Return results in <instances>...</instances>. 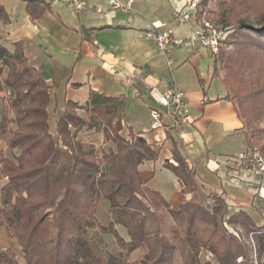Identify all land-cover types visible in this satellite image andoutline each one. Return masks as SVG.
Masks as SVG:
<instances>
[{
  "label": "trees",
  "instance_id": "16d2710c",
  "mask_svg": "<svg viewBox=\"0 0 264 264\" xmlns=\"http://www.w3.org/2000/svg\"><path fill=\"white\" fill-rule=\"evenodd\" d=\"M22 1L32 21L50 8L49 0ZM0 21L8 23L2 6ZM239 26L230 36L231 40L241 38L236 54L225 56L222 62L225 76L218 71L219 57H223L219 52L213 56L212 77H221L224 100L238 99L236 111L246 147L264 153V129L255 127L264 113V100L257 110L252 108L255 96L247 103V98L238 95L240 76L246 70L250 69L253 80L258 75L257 85L263 77L264 66L253 68V60H264V21L259 27L246 22ZM14 48L11 53L0 44V93L7 94L0 135L7 148L16 152L12 160L0 152V179L5 180L0 187V229L20 248L24 264H174L176 260L179 264H211L200 259L201 249L210 252L216 264H253L250 247L228 229L236 226L253 232L255 258L258 264L264 263L263 227L242 211L223 219L225 204L216 193L209 194L205 205L185 203L173 209L145 185L140 166L156 161L158 154L130 127L123 135L125 97L91 91L82 107L88 110V119L65 109L56 119L53 136L47 112L49 87L29 65L23 42ZM257 94L264 99V86ZM82 130L102 134L111 146L98 154L93 143L77 138ZM171 142L172 162H164V167L182 183L184 193L196 191L194 171ZM100 199L108 203V226L100 225L95 215ZM117 226L126 229L127 241ZM89 230L111 234L118 251L104 257L96 254ZM0 264L19 263L11 251L0 250Z\"/></svg>",
  "mask_w": 264,
  "mask_h": 264
},
{
  "label": "crops",
  "instance_id": "0c3cea01",
  "mask_svg": "<svg viewBox=\"0 0 264 264\" xmlns=\"http://www.w3.org/2000/svg\"><path fill=\"white\" fill-rule=\"evenodd\" d=\"M117 1L125 9H112L109 0H85L86 11L74 13L61 0H49V10L32 21L22 0H0L8 17L7 24L0 21V44L12 53L14 44L23 42L29 65L49 87L47 112L55 116V127L65 109L85 114L82 107L91 91L125 97L122 133L126 136L130 127L157 152L156 161L140 166V176L170 208L185 203L205 205L210 201L209 194L216 193L224 201L226 218L242 211L258 225L252 207L259 190L254 184L257 178L237 157L230 159L224 151L231 137L244 136L236 106L232 100L223 99L226 90L221 77H212L207 50L189 41L198 23L193 17L185 22L178 17L185 12L196 14L198 0H173L174 6L168 0H134L131 4L128 0ZM167 29L185 42L168 55L170 66L154 41L145 37L148 32ZM172 85L184 94L192 123L175 125L164 116L163 126L151 129L150 115L146 122L140 121L138 108L144 105L149 112L154 106L148 93L152 87L164 90ZM171 140L188 168L193 167L196 191L184 193L182 183L164 167V162H172ZM6 150L7 142L0 135V152L6 155ZM4 234L7 236L0 229V235ZM4 244L12 246L7 241Z\"/></svg>",
  "mask_w": 264,
  "mask_h": 264
},
{
  "label": "rangeland",
  "instance_id": "374dc122",
  "mask_svg": "<svg viewBox=\"0 0 264 264\" xmlns=\"http://www.w3.org/2000/svg\"><path fill=\"white\" fill-rule=\"evenodd\" d=\"M168 1H169L168 2L169 5L171 4V6H174L173 0H168ZM196 10L197 11H196L195 20L198 24L207 22L217 31L222 33V37H221L222 40L220 41L219 51L217 55L219 56V52L220 54L221 52L223 53V57L220 55L218 62V71L221 77L223 78L227 72L226 67H224V63H222L223 59L225 56L232 57L236 54L235 52L236 44H238V42H240L241 40L239 36H236L235 39L231 40L232 38L230 36L238 31L240 27L239 25L242 22H246L256 27L262 25V22L264 21V0H198ZM222 12H224L225 16L223 14L221 17ZM189 14H192V12H190ZM189 24H186V26H188ZM197 45L199 46L198 43ZM206 53L208 54V58L209 59L211 58L210 60L212 61V63H210V70H211L213 69V57L211 56V53L209 51H206ZM253 62H254L253 68L264 66V60L260 61L254 59ZM249 70L250 69L246 70V72L244 73L242 72L243 74L240 76L242 85L240 86L241 92L238 93V95L240 97L247 98L248 99L247 103H251L252 96H255L256 100L253 103L252 108L260 110V108L263 105H259V102L263 101L264 99H263V95H261L262 97H258L257 93L264 86V69H263V77L260 79L259 85L254 83V81L258 79V75H255V78L253 80L251 76L252 74ZM211 88L213 89L215 88L214 81L211 85ZM207 90L209 91V87L206 88V91ZM0 99H1L0 100L1 101L0 115H1V112L6 102L5 100L7 99V94L0 93ZM236 99H233V102L237 109L238 99L237 100ZM140 108H138L140 110V117H139L140 121L146 122V120H148L149 112L148 110L146 111L144 105L141 106ZM72 112L83 119H88L87 109L85 114L83 112L80 113V111L77 112L75 110H72ZM48 123L50 126V133L53 136H55V116L51 111H49ZM255 127L259 129H264V113H262L261 117L255 122ZM123 135L125 136V134ZM77 138L84 142L93 143L94 146L97 148L98 154H100L101 150L111 146L109 142L105 143L103 141L104 136L102 134H94L91 131H87V130H82L81 132H79L77 134ZM246 148L247 147L244 136L234 135V137H231V142L228 144L227 147H225L224 151L226 155L230 156V159L236 157L239 158L240 153L242 154L244 153L245 156H248L253 151V150L246 151ZM256 151L259 152L258 149ZM15 154L16 152L14 151H10L9 149L6 150V156L11 160L13 159V156ZM259 156L263 159L264 162V153L259 152ZM245 160L246 162H241V164H243V166L246 167L245 169L248 170L252 175H254L257 178L255 181L256 183L254 184L256 185L258 184L257 186L259 187V190H257V195H255L256 204L252 205V207L255 210L253 211V213L255 212L254 216H256V220L258 223L257 226L263 227V233H264V192L261 191V188L264 189V173L262 175L255 174L253 170L251 171V168L253 167L254 163L252 162L251 164L247 162L248 159ZM0 180H1L0 185L1 184L3 185L5 180L3 179ZM95 215L100 225L108 226V224L111 221V218L108 211V203L103 199H100V201L98 202ZM225 218L226 216L223 217V219ZM228 229L233 235H235V237L242 244H246L250 247V249L252 250L253 264H258L254 254L256 249V243H255L254 235H252L253 232L251 233L246 232L241 226H236V228L229 227ZM117 232L125 241L128 240V234L124 227L117 226ZM88 237L90 238L92 250L96 254L102 257H104V255L107 253L114 254L118 251L116 241L114 237L109 233H104L103 231L100 230H89ZM5 241H7L8 243H12V246L10 244L5 245L4 244ZM0 249L2 250L8 249L13 253L19 264H24V260L20 248L15 244L13 240L9 241V238L5 234L0 235ZM137 254H138L137 252L133 253L131 260L134 259ZM199 256L202 261H209L211 264H216L214 256L210 252L205 251L204 249L200 250ZM174 264H179V263L176 260Z\"/></svg>",
  "mask_w": 264,
  "mask_h": 264
},
{
  "label": "built area",
  "instance_id": "2783aa9c",
  "mask_svg": "<svg viewBox=\"0 0 264 264\" xmlns=\"http://www.w3.org/2000/svg\"><path fill=\"white\" fill-rule=\"evenodd\" d=\"M134 0H128V4H131ZM66 6H68L74 13L86 11L85 0H61ZM112 9H125L117 0H109ZM95 12H101L99 8H94ZM179 19L182 22L188 21L193 17L196 18V14H189L187 12L179 14ZM177 17V18H178ZM145 37L154 41L160 54L166 58V64L170 66L172 60L168 57L173 49L183 46V40L176 39L173 33L168 30L166 32L145 34ZM222 33L213 28L209 23L203 22L198 24L196 30L193 32L189 41L191 44L198 43L199 46L205 48L211 53L212 56H216L219 51L220 41L222 40ZM149 97L154 106L150 108V128L158 129L163 126L162 117L169 118L173 124H191L192 118L189 116L185 103L183 102L184 94L178 89L176 85L167 87L164 90L158 87H152L149 90ZM252 162L253 167L251 171L255 174L262 175L264 173V162L259 156V152L253 150L248 156L240 155L238 160L240 162ZM193 170V167H189ZM250 168V167H249Z\"/></svg>",
  "mask_w": 264,
  "mask_h": 264
}]
</instances>
